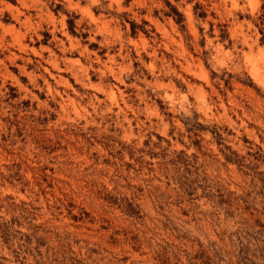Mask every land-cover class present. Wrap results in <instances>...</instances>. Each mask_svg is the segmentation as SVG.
I'll use <instances>...</instances> for the list:
<instances>
[{"label":"rangeland","instance_id":"rangeland-1","mask_svg":"<svg viewBox=\"0 0 264 264\" xmlns=\"http://www.w3.org/2000/svg\"><path fill=\"white\" fill-rule=\"evenodd\" d=\"M0 264H264V0H0Z\"/></svg>","mask_w":264,"mask_h":264},{"label":"trees","instance_id":"trees-1","mask_svg":"<svg viewBox=\"0 0 264 264\" xmlns=\"http://www.w3.org/2000/svg\"><path fill=\"white\" fill-rule=\"evenodd\" d=\"M11 1H14V0H11Z\"/></svg>","mask_w":264,"mask_h":264}]
</instances>
